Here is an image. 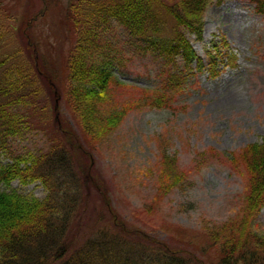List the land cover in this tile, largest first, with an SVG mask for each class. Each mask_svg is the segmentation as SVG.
Instances as JSON below:
<instances>
[{"label":"trees","instance_id":"trees-1","mask_svg":"<svg viewBox=\"0 0 264 264\" xmlns=\"http://www.w3.org/2000/svg\"><path fill=\"white\" fill-rule=\"evenodd\" d=\"M213 1H69L66 13L74 43L64 64L62 91L56 75L42 69L29 32L48 1L43 0L41 12L24 18L19 33L28 60L13 61L0 73V158L7 161L0 163V264H264V233L256 229L264 207V139L231 154L230 162L241 166L247 177L242 205L225 221H204L186 239L188 248L126 229L92 158L96 146L134 106L170 108L189 78L204 69L217 75L216 66L223 59L233 65L232 54H210L203 62L186 37L190 33L201 39L204 15ZM249 2L264 16V0ZM114 25L123 31L121 41L115 40ZM118 46L129 58L153 55L160 70L154 87H140L138 100L121 104L114 93L125 83L113 70L123 71L127 65L120 61ZM11 58L0 61V67ZM44 92L54 100L62 96L73 124L64 115L55 118L53 128L48 121H37ZM38 129L48 132L46 148L20 152L17 145L32 140ZM159 145L155 189L165 195L182 187L187 173L178 157L162 142ZM37 181L47 190L42 199L11 186ZM96 196L104 204L101 208L89 205ZM100 221L106 225L100 226Z\"/></svg>","mask_w":264,"mask_h":264},{"label":"rangeland","instance_id":"rangeland-1","mask_svg":"<svg viewBox=\"0 0 264 264\" xmlns=\"http://www.w3.org/2000/svg\"><path fill=\"white\" fill-rule=\"evenodd\" d=\"M47 1L44 13L31 24L29 32L42 69L56 75L57 87L62 91L66 85L64 64L74 43L66 13L68 2L73 0ZM43 8V0H0V61L12 57L0 67V73L13 61L28 60L20 24ZM114 26L115 40L121 41L123 31ZM186 37L203 62H208L210 54H232L233 65L225 64L227 59H223L216 66L217 75L204 69L189 78L170 108L134 106L92 151L95 169L125 228L141 230L150 238L182 248H188L186 239L204 221H225L242 205L246 173L230 159L246 144L264 139V16L253 11L249 0H214L204 15L201 39L190 33ZM217 44L219 49L215 50ZM116 49L121 63L127 66L123 71L114 67L116 79L125 83L114 97L120 104L136 101L141 95L140 87L151 88L158 83L157 61L149 53L129 58L124 48ZM61 97L54 100L44 92L38 101L43 108L37 121H48L53 128L56 116L58 119L64 115L73 124ZM47 133L38 129L32 140L20 142L17 148L20 152L45 149ZM160 142L178 157L179 167L187 173L182 187L165 195L155 189ZM5 162L1 157L0 163ZM11 186L40 199L47 195L38 181L27 185L14 182ZM91 190L93 196L95 192ZM89 205L101 208L104 204L96 196ZM256 223V229L264 233V207ZM99 225L106 222L100 221Z\"/></svg>","mask_w":264,"mask_h":264},{"label":"water","instance_id":"water-1","mask_svg":"<svg viewBox=\"0 0 264 264\" xmlns=\"http://www.w3.org/2000/svg\"><path fill=\"white\" fill-rule=\"evenodd\" d=\"M56 105H57V101H56ZM56 118H57V116H56Z\"/></svg>","mask_w":264,"mask_h":264}]
</instances>
